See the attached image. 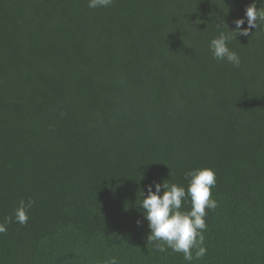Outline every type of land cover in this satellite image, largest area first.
Returning a JSON list of instances; mask_svg holds the SVG:
<instances>
[{
    "label": "trees",
    "instance_id": "16d2710c",
    "mask_svg": "<svg viewBox=\"0 0 264 264\" xmlns=\"http://www.w3.org/2000/svg\"><path fill=\"white\" fill-rule=\"evenodd\" d=\"M251 2L0 0V264H189L140 202L197 167L217 207L191 264H264V27L229 42L239 67L208 47Z\"/></svg>",
    "mask_w": 264,
    "mask_h": 264
},
{
    "label": "clouds",
    "instance_id": "9594fccd",
    "mask_svg": "<svg viewBox=\"0 0 264 264\" xmlns=\"http://www.w3.org/2000/svg\"><path fill=\"white\" fill-rule=\"evenodd\" d=\"M114 0H87L91 9L108 8ZM260 7H257V5ZM245 22L247 27H244ZM235 27L230 29L221 19L217 23L220 28L227 25V31H220L209 42V51L212 58L217 61H226L234 67H239L241 59L239 54L230 49L228 44L238 36L248 37L253 29L264 27V0H252L245 8L244 16L233 21ZM184 179L187 186L172 183L170 179L162 183L153 182L147 185V195L141 192L143 218L148 222V243L156 251L182 253L183 259L189 264L193 260L202 259L207 252L204 232L207 229L206 216L208 210L217 207V201L212 198V188L216 185V173L211 167H197L188 170ZM153 188L155 189L153 191ZM190 203V208L184 205ZM35 204L29 198L21 199L14 209V221L26 225L29 220L28 212ZM13 222V217L5 218L0 223V234L7 231V225ZM141 220H137V225ZM106 264H118L116 257H111Z\"/></svg>",
    "mask_w": 264,
    "mask_h": 264
}]
</instances>
